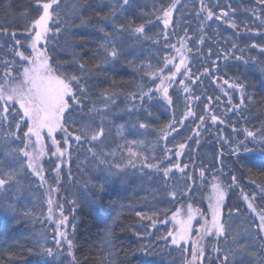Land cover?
<instances>
[{
    "label": "trees",
    "instance_id": "1",
    "mask_svg": "<svg viewBox=\"0 0 264 264\" xmlns=\"http://www.w3.org/2000/svg\"><path fill=\"white\" fill-rule=\"evenodd\" d=\"M120 2L59 0V5L54 6L58 13L54 20L58 23H50V27L53 33L56 28L60 31L50 33L52 38L47 48L50 63L69 75L83 74L88 97L86 107L95 105L101 109L100 113H93V118L100 124L103 115L105 136L101 138L103 144L96 142L95 150L112 153L104 157L107 162H120L127 156L126 149L131 148L140 153L137 168L127 169L123 182L107 184L100 192L99 184L107 163L102 165L92 156L89 144L77 145L70 140L68 145H63V134L57 133L68 153L58 159L49 151L42 157L41 166L47 185L56 186L62 194L64 214L68 216L67 234L73 241L72 255L68 257L64 247L55 245L54 229L46 221V192L25 164L19 183L0 191V264H44V258L37 255L41 251L38 242L58 253L54 264H185V257L190 260V254L161 237L178 227L171 219L176 210H181V219L186 217L189 204L206 213L211 185L217 182L226 189L222 219L230 226L229 239L221 240L219 246L230 245L233 234H239L240 242L244 243L256 231L258 217L248 209L243 194L256 193V211L264 210V200L259 196V188L264 186V167L261 166L264 154L259 150L241 151L238 158L231 151L245 140V128L264 129V53L260 52V47H264V25L261 24L264 4H257V0H204L215 13L211 20H206L202 19L205 13L199 18L196 15L201 0H180L172 23L166 29L162 11L172 0H135V6L123 15L117 11L116 22L126 29L144 24V35L148 39H137L130 31H124L117 38L119 58L105 63V54L98 55L104 35L99 29L104 27L115 36L112 13ZM38 7V0H0V60L19 61L15 50L30 54L24 29L38 18ZM224 12L228 15L221 16ZM158 16L161 19H157ZM216 16L221 18L216 19ZM228 21L234 22L237 28L228 27ZM12 32L21 40L19 45L12 38ZM201 38L203 43L199 42ZM181 40H184L182 51L190 73H185L182 66L174 81H165L172 105L169 106L160 93H154L151 100L147 97L143 102L133 100V95H141V88L147 90L159 85V78L152 79L149 66L162 67L167 57H173V64L179 65L180 54L176 48L181 47ZM252 44L257 47H251ZM237 56L242 59L237 60ZM244 60L249 63L245 64ZM81 63L83 70L79 67ZM173 64L160 75H170L169 69L175 72ZM226 80L229 83H225ZM237 82L244 85L243 90L229 87ZM185 86L188 92H184ZM105 95L115 103L105 101ZM189 109L195 115L184 119L180 125L178 122ZM201 115L203 122L208 119L205 124L199 119ZM212 115L218 117L215 124L209 122ZM139 123L148 124V128L140 129ZM169 124L177 130L167 140L160 139L161 131ZM69 130L76 132L77 127L69 125ZM0 135L7 136L6 128L0 129ZM133 140L137 143L133 144ZM45 142L51 148V141L46 139ZM246 142L248 147L258 149L251 138ZM180 143L185 144L183 150L179 148ZM18 145L19 142L5 144L0 140V160L7 165L5 148ZM176 152L180 155L176 156ZM145 163L172 168L168 180L165 181L162 172L143 167ZM56 164H60L58 181L54 179ZM175 164L187 165L185 172L178 171ZM232 175L237 177L235 184ZM214 176L218 180H214ZM170 189L178 192L175 200L169 194ZM72 200L79 202L75 211ZM9 201L15 204L14 213L4 210L3 205ZM89 201L94 209L87 206ZM25 211L30 214L25 216ZM136 211L146 215L155 213V220L167 223L158 222L152 227V222L141 221ZM199 224L195 221L194 227ZM259 243V240L253 243L254 254L244 258L245 264H264V252L257 246ZM215 246V241L205 242L206 253L201 264H208L209 259L219 264L212 251ZM187 247L190 249V244ZM48 259L49 264H53L51 258Z\"/></svg>",
    "mask_w": 264,
    "mask_h": 264
},
{
    "label": "snow or ice",
    "instance_id": "2",
    "mask_svg": "<svg viewBox=\"0 0 264 264\" xmlns=\"http://www.w3.org/2000/svg\"><path fill=\"white\" fill-rule=\"evenodd\" d=\"M39 7L37 11L40 13L38 18L30 22V24L24 29L27 36L24 37L28 41V48L31 49L30 54L26 55L25 51L15 50L14 55L19 57V61L15 60H0L3 70L0 71V129L7 131V136L0 135V140H3L5 144L11 142H19L16 147L5 148V155L8 158L7 165L4 160H0V191H6V186H11L14 183H19L20 174L25 170L24 165L26 164L27 170H30L35 176L43 182V167L41 166V159L48 152H51L52 156H56L58 159L63 158L68 153V149L63 145H68L69 141H73L77 145L80 142L89 144L88 151L92 153L94 158L99 160L100 164L107 163V168L104 169L105 175L102 177V182L99 184V191L103 192L107 184L123 182L127 175V169L137 168V160L140 159V153L127 148V156L122 157L120 162L113 161L107 162L104 157L113 155L112 153L101 152L98 153L95 148L97 147L96 142L103 144L102 137L105 136V129L103 127V115H101L100 124H96L93 118V113H100L101 109L95 105L88 108L86 107L87 100V88L84 83V76L76 74H67L66 70L57 68L53 63H50V56L48 54L47 45L51 40L50 33L58 34L60 29L56 28L53 33V29L50 27V23H58V20H54V16H58L56 8L54 6L59 5V0H47V2H40L38 0ZM180 0H172V3L162 11V22L164 27L167 29L172 23L173 12L176 10ZM257 4H264V0H257ZM135 6V0H121V2L114 6L112 13L111 24L115 33H109L106 28L101 27L99 29L103 35V42L98 50L105 54L104 62L108 63L109 60L115 61L119 58V51L117 45V38L121 33L128 30L131 34L135 35L137 39H148L145 34L144 24H140L135 27L125 28L123 24H117L116 13L117 11L123 15L126 11ZM42 9V11H41ZM201 13L206 15L202 19L211 20L215 13L210 6L205 5L204 0H201V7L199 12L196 13L197 17H201ZM228 13H221V16H227ZM221 16H216V19H220ZM108 17H105L107 20ZM157 19H161L160 16ZM260 19V17H257ZM261 24L264 25V20H261ZM228 27L237 28V25L228 21ZM203 28V24L201 25ZM7 31V30H5ZM11 36L15 39L16 45L21 43L20 39H16V33L12 32ZM167 39V36H165ZM200 43H203L201 38ZM181 47L176 48V51L180 54L179 65L173 64V57L165 58L164 65L152 69L149 66V72L153 80L159 78V85L155 88L149 87L147 90L141 88V95L136 97L133 95L132 99H140L141 102L147 97L149 100L153 98L154 93H160L163 100L169 105H172V100L169 96V88L165 86V81H174L176 74L180 73L181 67H185V73H190V70L186 67L185 58L183 56L182 49L184 48V40L180 41ZM175 48V45H169ZM236 45H233L235 48ZM251 47H257L256 44H252ZM189 51L191 49H188ZM260 52L264 53V47H260ZM237 60L242 57L237 56ZM22 62V63H21ZM244 63H249L248 60H244ZM169 64H173L175 72H171L170 75H160L163 73L165 68ZM19 65V66H17ZM80 69H84V65H79ZM189 78H191L189 76ZM183 84V81H180ZM225 83H229L227 80ZM229 87L243 90L244 85L242 83H231ZM184 92H188L187 86L184 87ZM199 99V97H195ZM105 101L111 100V103H115V100L105 95L103 96ZM211 99V98H209ZM231 103V100H229ZM243 104V95L241 99ZM239 107V106H234ZM107 104H105V109ZM131 111V109H129ZM147 111V110H146ZM151 115V112H148ZM195 113L190 109L184 114V118L178 123L183 124L184 119L190 116H194ZM89 117L87 120L83 118ZM201 123L204 121V116L199 117ZM213 124L218 120L216 115L210 117ZM223 122V121H221ZM69 125L77 127V131L73 132L69 130ZM123 127V126H121ZM136 127V125H133ZM140 129H147L148 124L139 123ZM177 129L172 124L167 125V128L162 130L160 133V139L167 140L168 136ZM236 129H234L235 131ZM246 133L245 140H241L236 148L231 151L232 155L239 158L241 151L243 153H252L259 150L264 154V129H258L256 131L244 129ZM57 133H62L63 145L60 139L57 138ZM248 138H251V142L258 145L256 147H248ZM46 139L51 141V148L46 145ZM133 144L137 141L133 140ZM185 144L180 143L179 148L183 150ZM54 149V151L52 150ZM170 151V150H169ZM176 156L180 155V152L175 153ZM23 157V159H21ZM146 160L147 157H144ZM19 165V167H16ZM264 167V165H261ZM143 167L154 168L158 172L163 173L165 181L169 178V173L172 172V168L164 167L161 168L159 164H147ZM174 167L181 173L185 172V168L179 164H175ZM60 164L55 165L57 171V177H54L58 181ZM185 175H187L185 173ZM201 178L204 177V171L202 170ZM191 179V177H188ZM214 180H218L217 177H213ZM233 184L237 182L235 175L231 176ZM231 187V185H229ZM212 194L209 196V211L210 218L206 213L201 212L199 208L194 209L191 204L187 206L186 217H181V210L178 209L172 215L171 219L178 225L172 230L167 231L165 236L161 239L165 241L170 240V244L175 246L177 249L185 253H189L191 259L185 257V264H201L205 258V244L204 241L207 237L214 238L216 245L212 248V251L216 253V261L219 264H245V257L253 255V243L257 240L260 243L257 245L262 252H264V210L260 212L256 211L254 206L257 199V194L251 195L243 194V199L247 202L248 209L255 213L258 217L259 223L255 225L256 231L250 239L245 240L244 243L240 242L239 234H233L231 236L232 243L226 247H220L221 240L227 241L229 239L228 221L223 220V206L226 198V189L219 183H213L211 185ZM58 189L52 188V191ZM170 196L173 200L177 198L178 192L175 189H170ZM184 194H187L185 190ZM259 196L264 200V186L259 188ZM53 200H48V220L53 219L54 208ZM73 211L79 206V202L72 200ZM87 206L94 209V205L91 201L87 202ZM6 212L14 213L16 211L15 204L9 201L6 205H3ZM56 208L59 209L60 219L55 221L57 225L56 245L58 248L62 246V241L67 243L68 255L71 256V249L73 248V241L69 239L68 234L65 230H61V225L67 226L68 216L64 214L63 205L57 204ZM30 213L25 211L24 215L28 216ZM135 215L139 217L141 221H151V226L155 227L156 223H167V221L154 219L153 215H146L142 211H136ZM197 215L200 218L199 227H194V221L197 219ZM231 219V214L229 215ZM74 228V225H73ZM195 234V238L193 235ZM190 244V249L187 245ZM38 246L41 251L37 255L44 258V264H49V259L53 261L58 258V253L53 252L51 247L46 246L43 242H38ZM74 260V258H73ZM208 264H215L214 261L209 259Z\"/></svg>",
    "mask_w": 264,
    "mask_h": 264
},
{
    "label": "rangeland",
    "instance_id": "3",
    "mask_svg": "<svg viewBox=\"0 0 264 264\" xmlns=\"http://www.w3.org/2000/svg\"><path fill=\"white\" fill-rule=\"evenodd\" d=\"M208 121V119H206V122ZM206 122H203V124H205ZM209 122L210 123H212V121L211 120H209ZM203 124H201L199 127H201ZM199 129V128H198ZM197 134L199 135V130H197ZM42 161H43V158L41 159V161H40V163H41V165H42ZM37 177V176H36ZM38 178V182L40 183V185L42 186V188H43V190H45V192H46V210H47V214H46V221L49 223V225H51L52 227H53V229H54V235H55V240H54V242H55V245H56V239L58 238L57 236H56V233H57V225H56V223H55V221H58L59 219H60V212H59V209L58 208H56V205L57 204H62L63 205V211H65V203H64V201H63V198H62V194H61V192H60V190L58 189L57 191H52V188H56V186H54V187H51V186H48L47 185V183L48 182H46L45 180L42 182L40 179H39V177H37ZM57 186H58V184H57ZM211 194H212V190H211ZM49 198H51L52 200H53V208H54V215H53V219L52 220H48L47 219V217H48V215H49V213H48V207H49V205H48V200H49ZM206 214L209 216V218H210V211H209V208H207V211H206ZM195 221H198L199 223L201 222L200 221V218H199V215H197V219L195 220ZM195 221L193 222L194 223V225H195ZM174 222V221H173ZM177 227V226H176ZM178 228V227H177ZM198 228V227H197ZM61 230H65L66 232L68 231L67 230V226L65 227V226H63V225H61ZM195 235V234H194ZM264 235V234H263ZM193 238H195V237H193ZM206 241H208L210 244H212L215 240H214V238H212V237H207L206 239H205V241H204V244H205V242ZM57 246V245H56ZM61 247H64L66 250H67V256L68 257H70L69 255H68V248H67V243L66 242H63L62 241V246Z\"/></svg>",
    "mask_w": 264,
    "mask_h": 264
}]
</instances>
